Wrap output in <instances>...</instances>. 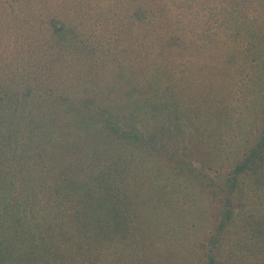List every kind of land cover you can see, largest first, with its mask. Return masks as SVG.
<instances>
[{
    "label": "trees",
    "instance_id": "trees-1",
    "mask_svg": "<svg viewBox=\"0 0 264 264\" xmlns=\"http://www.w3.org/2000/svg\"><path fill=\"white\" fill-rule=\"evenodd\" d=\"M0 264H264V0H0Z\"/></svg>",
    "mask_w": 264,
    "mask_h": 264
},
{
    "label": "rangeland",
    "instance_id": "rangeland-1",
    "mask_svg": "<svg viewBox=\"0 0 264 264\" xmlns=\"http://www.w3.org/2000/svg\"><path fill=\"white\" fill-rule=\"evenodd\" d=\"M205 174L207 175V176H209L210 178H212V179H214L215 178V176H214V173L212 172V171H210V170H206L205 171ZM208 193L210 194L211 193V191H208ZM211 200V202H212V205H211V211H210V209H209V216L211 217V219H214L216 216H217V214H218V211H219V208H220V197L218 196L217 197V199H215V198H212V199H210ZM193 239H190L189 240V242H191ZM194 243H195V240H194ZM188 247V246H187ZM193 248H194V246H193ZM188 250H191L190 249V247H188ZM189 255H190V259H191V261L193 262V263H195L196 261H197V253H195V252H191V253H189ZM199 256V255H198Z\"/></svg>",
    "mask_w": 264,
    "mask_h": 264
}]
</instances>
